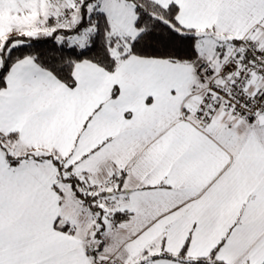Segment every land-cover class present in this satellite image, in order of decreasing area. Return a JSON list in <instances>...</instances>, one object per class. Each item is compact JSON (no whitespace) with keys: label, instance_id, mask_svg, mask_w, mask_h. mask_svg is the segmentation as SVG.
<instances>
[{"label":"snow or ice","instance_id":"1","mask_svg":"<svg viewBox=\"0 0 264 264\" xmlns=\"http://www.w3.org/2000/svg\"><path fill=\"white\" fill-rule=\"evenodd\" d=\"M0 264H264V0H0Z\"/></svg>","mask_w":264,"mask_h":264}]
</instances>
